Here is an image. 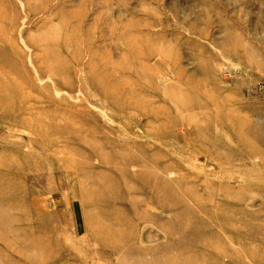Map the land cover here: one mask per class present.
<instances>
[{
    "label": "rangeland",
    "instance_id": "1",
    "mask_svg": "<svg viewBox=\"0 0 264 264\" xmlns=\"http://www.w3.org/2000/svg\"><path fill=\"white\" fill-rule=\"evenodd\" d=\"M0 264H264V0H0Z\"/></svg>",
    "mask_w": 264,
    "mask_h": 264
}]
</instances>
